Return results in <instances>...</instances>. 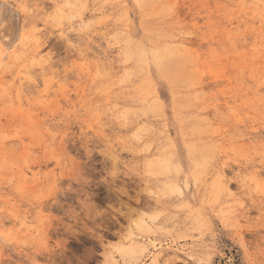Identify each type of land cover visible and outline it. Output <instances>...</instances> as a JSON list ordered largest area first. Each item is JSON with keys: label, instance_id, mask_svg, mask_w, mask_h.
<instances>
[{"label": "rangeland", "instance_id": "1", "mask_svg": "<svg viewBox=\"0 0 264 264\" xmlns=\"http://www.w3.org/2000/svg\"><path fill=\"white\" fill-rule=\"evenodd\" d=\"M0 37V264H264V0H0Z\"/></svg>", "mask_w": 264, "mask_h": 264}, {"label": "bare ground", "instance_id": "2", "mask_svg": "<svg viewBox=\"0 0 264 264\" xmlns=\"http://www.w3.org/2000/svg\"><path fill=\"white\" fill-rule=\"evenodd\" d=\"M23 3V2H22ZM23 6H24V8H25V10L27 11V12H31L32 11V9H31V7L27 4V3H24L23 4ZM33 34V33H32ZM0 39L2 40V38L0 37ZM193 46V45H192ZM17 47V46H16ZM15 47V42H9V40L8 41H4V43H3V40H2V42L0 41V68H2V67H4V64H5V62H4V60H7V58L9 57V55L11 54V52H10V50L12 49L13 50V48H16ZM186 48V47H185ZM41 52V51H40ZM83 52V51H82ZM43 53V52H42ZM42 53H36L37 55L34 57V60H35V62L33 63V66H38L41 70H44V69H46L47 67L46 66H49V65H47V63H49L48 61V57L47 56H45L44 54L42 55ZM90 56V55H89ZM88 56V57H89ZM102 56V55H101ZM9 58H11V57H9ZM31 60V59H30ZM101 60V59H100ZM102 63V62H101ZM105 63V62H104ZM103 64V63H102ZM32 66V65H31ZM104 66H106V65H104ZM103 66V67H104ZM46 67V68H45ZM33 68V67H32ZM38 68V69H39ZM49 68V67H48ZM47 68V69H48ZM98 68V67H97ZM99 69V68H98ZM30 71L28 70V73H27V71H26V73L27 74H30L29 73ZM34 72V71H33ZM25 73V72H24ZM33 74V73H32ZM44 74V73H43ZM24 78V77H23ZM22 78V79H23ZM25 79H26V77H25ZM30 79V78H29ZM28 79V80H29ZM24 81V80H23ZM27 82H29V81H27ZM197 83V82H196ZM24 85V84H23ZM3 86V85H2ZM36 86V85H35ZM19 88V87H18ZM29 88V87H28ZM28 88H23V91L24 90H26V89H28ZM4 90H5V88H4ZM18 91H20L19 89H18ZM27 92V91H26ZM20 107V106H19ZM104 120H102V122H103ZM101 121H98V123H100ZM95 124V123H94ZM97 124V123H96ZM95 124V125H96ZM99 126V124H97L96 125V127H98ZM48 127V126H47ZM49 130V129H48ZM224 173H226V172H224V171H222L221 172V176H222V178L224 177ZM227 188H228V186H227ZM229 189H230V187H229ZM230 191H231V189H230ZM169 224V223H168ZM160 226H162V225H160ZM166 228H169V227H166ZM165 229V227L163 228V230ZM168 230V229H167ZM166 231V230H165ZM131 235H130V237L132 236V235H134V234H132V233H130ZM154 234V233H153ZM156 234H157V232H156ZM193 249V248H192ZM121 254L123 255V256H128V257H135V256H142V255H144V253L146 252V248H142V247H132L131 249H129V248H126V249H122L121 251ZM192 252V251H191ZM175 253H177V251H175ZM190 259H192V260H195L196 261V258H195V256L193 255V254H188V253H185ZM202 254L204 255L203 257H204V260H207L208 259V257H209V255H208V252H207V250H205L204 252H202ZM208 256V257H207ZM107 257H109V254L107 255ZM110 260H112V258L110 259ZM109 260V261H110ZM110 263H112V262H110ZM203 263V262H202ZM201 262H200V264H202ZM211 263V262H210ZM204 264V263H203Z\"/></svg>", "mask_w": 264, "mask_h": 264}]
</instances>
